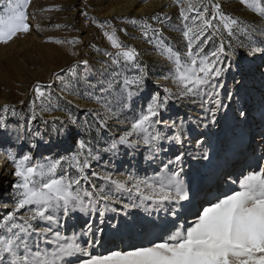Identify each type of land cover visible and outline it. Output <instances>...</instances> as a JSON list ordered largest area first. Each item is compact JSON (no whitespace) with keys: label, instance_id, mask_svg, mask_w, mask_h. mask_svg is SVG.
Here are the masks:
<instances>
[{"label":"snow or ice","instance_id":"6c2138e0","mask_svg":"<svg viewBox=\"0 0 264 264\" xmlns=\"http://www.w3.org/2000/svg\"><path fill=\"white\" fill-rule=\"evenodd\" d=\"M240 2L264 17V0ZM29 3L30 0H18L15 6L9 4L8 14H0V43L7 44L18 34L30 31L25 11ZM211 7V19H206L209 11L207 6H203V11H200L192 0H187L186 6L181 3L180 17L184 21L190 18L187 13L194 10L197 15L193 23L200 21L196 28L184 24L182 34L187 41V51L183 54L166 42L163 29L153 28L148 18H132L129 21L133 25H141L143 38L169 62L170 67L163 79L171 80L176 85V91L165 87L163 94L159 91L150 92L146 102L141 103L130 118L126 117L129 126L102 149L91 147L90 140L76 139L82 126L71 115L67 116L66 121L58 116L51 117L52 127L49 128L50 121L44 119L42 112L55 108L42 107L37 111L33 101L27 120L12 127L8 113L10 108L13 117L17 112L14 106H3L0 114V142L8 143L9 147L0 155H4L11 165L9 174L15 179L9 181V189L6 190V195L11 197V204L0 203V209H11L6 214L0 212V264H264V166H259L258 171L241 173L238 178L229 176L223 190L210 191L199 200L183 178L184 159L191 154L185 151H178L167 162L160 161L162 166L152 177L141 178L133 173H120L117 176L112 171L95 170L91 171V175L88 174L93 162H101V152L115 156L121 147L131 150L142 144L149 149L144 156L145 161L156 162L160 153L167 151L162 142L182 148L185 143L184 118H164V113L169 111V104L174 100L182 102L189 97L199 96L205 87L208 89L204 92L207 100L202 98V115L192 120V123L217 122L218 111L226 105L220 99L223 83L213 81H218L231 67V60L236 53L234 50L226 51L223 37L220 45L210 54L201 55V45L221 32L220 25L229 37H233L237 30L245 32L246 29L240 27L243 21L222 12L219 3H213ZM83 15L88 14L84 12ZM150 19L164 24L168 17L157 13ZM216 19L219 20L218 25L212 23ZM92 22L96 23L94 18ZM98 27L103 30L112 48L116 49L115 53L105 52L111 58L112 70L110 74L102 73L106 78L98 81L104 85L99 90L100 94L90 93L94 102L103 109V115L99 110L88 111L95 115L98 128L104 130L108 127V119L117 118V122L122 123L118 119L119 115L124 109L131 110L134 100L147 90L149 73L147 65L139 59L138 50L123 44L110 22L100 23ZM109 28L111 31L106 30ZM209 29L213 30L211 35L202 40ZM120 31L126 33L125 29ZM54 42L80 43L78 38L67 41L55 39ZM228 48H232L231 43ZM96 51L100 49L96 48ZM249 51L251 54L264 55V41L261 46L250 47ZM72 55L78 53L73 51ZM226 59L227 67L224 66ZM80 65L88 68L89 61L79 60L72 65L69 71L73 77H78ZM132 70H135L134 73L129 75ZM67 87L65 85L62 93ZM89 87L95 89L96 85L89 83ZM33 91L36 99L45 97L41 85L37 84ZM107 93H114L113 98L109 99L105 95ZM227 98L231 100L232 95L229 94ZM239 115L245 117L246 113L240 111ZM38 118L45 126L43 131L34 130L33 122ZM67 125L75 127L77 132L73 133ZM204 126L207 127V123ZM60 137H71L76 150L69 155L34 157L33 152L41 144L47 145L49 150L58 147L56 141ZM203 143L202 140L196 141L197 146ZM260 143L264 144V134L260 136ZM202 158L208 159L207 149L202 153ZM109 163L111 161L105 162L104 167ZM69 169H75L77 174L73 175ZM93 177L104 181L107 188L97 187L92 182ZM84 184H91L93 191L84 188ZM120 192H134L140 197V203L123 202L116 196ZM148 201L157 207L173 205L168 211L175 219L170 222V227H166L163 235L146 244L130 246L128 250L92 254L90 249L101 244L97 233L103 229L94 230L92 224L86 222L77 232L74 226L66 223L76 212L84 216L99 213L100 222L103 223L106 212L118 211L113 205H122L119 211H123L125 216L130 209L139 207H143L150 215V205L146 204ZM180 208H184L187 213L183 218L179 216ZM22 209L25 210L24 214H19ZM118 223H112L111 226L116 228ZM68 227H71L70 235L66 234ZM82 237L86 239L82 241Z\"/></svg>","mask_w":264,"mask_h":264},{"label":"rangeland","instance_id":"374dc122","mask_svg":"<svg viewBox=\"0 0 264 264\" xmlns=\"http://www.w3.org/2000/svg\"><path fill=\"white\" fill-rule=\"evenodd\" d=\"M17 2L18 0H0V14H8L9 4L15 6ZM181 3L186 6L187 0H30L25 10L27 22L31 26L30 31L18 34L7 44L0 43V114L5 104L14 106L17 115L13 117L10 108L8 120L10 125L15 127L24 123L31 115L32 103L35 101L37 111H40L42 107L56 109L42 112L44 119L50 121L49 128L52 127L51 117L58 116L66 121L67 116L71 115L76 119L77 124L82 126L79 129V135L76 136L77 140L83 139L86 142L90 140L92 142L90 146L96 149L107 146L114 136L118 137L129 126L126 117L130 118L139 105L146 102L150 92L159 91L163 94L165 87L176 91V85L171 80L163 79L170 67L169 62L143 38L140 31L141 25H133L129 21L132 18L137 20L148 18V23L153 28L163 29V36L167 38L166 42L183 54L187 51V41L182 34L185 30L184 24L187 23L189 27L196 28L200 21L193 23V18L197 15L195 10L188 12L190 18L184 21L180 17ZM192 3L200 11H203V6L208 7L206 19H211L213 11L211 5L219 3L222 12L244 22L240 27L245 28V32L237 30L233 37H229L220 25L221 32L201 45L203 48L201 55L210 54L220 45L221 37H223L226 51L234 50L236 53L235 58L231 60V67L218 81H213L223 83L220 99L226 107H221L218 111L215 124L207 121L197 124L192 123V120L202 115L200 105L202 98L207 100L204 92L208 89L205 87L199 96L189 97L182 102L174 100L169 104V111L164 113V118L169 116L184 118L185 143L182 148L175 144L170 145L166 141L162 142L167 151L161 152L156 162L145 161L144 156L148 154L149 149L142 144L137 149L131 150L121 147L115 156L101 152V162H93L92 168L88 170L89 175L92 170H95L112 171L117 176L120 173H133L141 178L152 177L162 166L160 161L167 162L178 151H185L191 154L185 156L183 178L190 191H194L199 200L205 198L209 191L220 190L219 182L224 189L225 178L233 169L237 170L234 178L245 173L244 169L240 170L242 168L240 165L243 160L245 162L242 165L248 164L247 161L251 160L255 151H262L264 154L262 148L264 144L259 141L261 134H264V55L251 54L249 51L250 47L261 46V42L264 41V17L248 9L240 0H192ZM84 12L91 15L96 23L86 27L83 24ZM157 13H163L168 17L164 24L150 19ZM105 21L115 27L123 44L134 46L138 50L139 59L147 65L149 76L147 90L134 100L131 110L124 109L119 115L118 119L122 123H118L117 118H111L107 120L108 127L100 130L96 124L95 115L88 110H99L103 115V109L94 102L90 93L100 94L99 90L104 85L99 84L98 81L106 78V75L102 73L110 74L112 70L111 58L105 55V52L115 53L116 51L104 37L103 30L98 27V24ZM212 23L218 25L219 20H213ZM56 25L60 27L57 28ZM120 29H125L126 33ZM106 30L111 31L110 28ZM212 31L209 29L201 39H206ZM73 38H78L80 43L72 45L54 42L55 39L67 41ZM229 43L232 45L231 49L228 48ZM96 48L100 51L97 52ZM73 51L78 55H72ZM84 59L89 61L88 68L80 65L78 77H73L69 69L77 61ZM227 65L226 59L224 66L227 67ZM134 71H130L129 75H132ZM89 83L95 84L96 88H90ZM37 84L42 86L45 92L44 98L36 99L33 89ZM48 85L51 87H47ZM65 85L68 87L62 93L61 90L65 88ZM229 94L232 95L231 100L227 98ZM105 95L112 99L114 93ZM240 111H244L246 116L241 117ZM204 123H207V127ZM89 125H91L90 128ZM33 127L34 130L43 131L45 126L38 118L33 122ZM67 127L72 129L73 133L77 132L72 125ZM260 129L262 130L259 132ZM164 131H167L169 135L172 134L169 130ZM197 140H202L204 143L197 146ZM56 143L58 147H53L51 150L47 145L41 144L33 152L34 157L69 155L76 150L71 137H60ZM7 147H9L8 143L0 142V152ZM205 149L208 152L207 160L202 158ZM109 161L111 163L104 167L105 162ZM238 161L239 163L234 166L233 162ZM260 164L264 166V159H261ZM258 166L259 164L248 167L246 173L258 170ZM10 169L11 165L7 163L4 155H0V203L11 204V197L6 195V190L9 189V181L14 180L15 177L9 174ZM69 171L73 175L77 174L75 169H69ZM92 182L97 187L107 188L105 182L96 177L92 178ZM84 188L93 191L91 184H84ZM116 196L125 203L131 201L140 203V197L134 192H120L116 193ZM146 204L150 205V215L143 207H139L130 209L125 216L123 211H119L122 205H113L118 211L106 212L103 223L100 222L99 213L84 216L79 212L74 213L66 223L68 226H74L77 232L86 222L91 223L94 230L103 229L102 232L97 233L101 244L90 249L92 254H107L111 250H128L130 246L146 244L163 235L166 227H170V222L175 219L168 211L174 207L173 205L165 204L157 207L150 201ZM10 210V208L0 209V212L6 214ZM24 211L22 209L19 214H24ZM185 215L187 213L184 208H180L179 216L183 218ZM117 221H119L118 226L113 228L112 223ZM158 230L162 232L161 235H155L159 232ZM66 234H71V227L67 228ZM81 239L83 241L86 238Z\"/></svg>","mask_w":264,"mask_h":264},{"label":"bare ground","instance_id":"6f19581e","mask_svg":"<svg viewBox=\"0 0 264 264\" xmlns=\"http://www.w3.org/2000/svg\"><path fill=\"white\" fill-rule=\"evenodd\" d=\"M156 6V5H155ZM152 10V9H151ZM124 14V13H123ZM262 129H260L259 130V132L261 131ZM260 141V140H259ZM262 148L264 149V146L262 145ZM261 150V149H260ZM261 159H264V154L262 153V151L261 152H254L253 153V155H252V158H251V160H249V161H247L248 162V164L247 163H245L244 165H242L244 162H245V160H243V162H242V164L240 165L242 168L240 169V170H242L243 171V169H244V171H245V173H246V171H247V169H248V167H253L254 165L256 166V165H258L259 164V166H261V164H260V161H261ZM234 163V166L235 165H237L238 163H239V161L238 162H233ZM247 165V166H246ZM259 166H258V170H259ZM231 167H233V166H231ZM233 169V168H232ZM257 170V171H258ZM236 169H233V171L229 174V175H227L226 176V178H225V181H227L228 180V177L229 176H231L232 178H234L235 177V175H236ZM239 171V170H238ZM215 177H217L216 175H215ZM214 177V178H215ZM218 187H219V189L220 190H223V188H222V186H221V184H220V182H219V184H218ZM210 192V191H209ZM159 231V230H158ZM162 233V232H161ZM161 233H160V231L159 232H156V234L155 235H161Z\"/></svg>","mask_w":264,"mask_h":264},{"label":"built area","instance_id":"2783aa9c","mask_svg":"<svg viewBox=\"0 0 264 264\" xmlns=\"http://www.w3.org/2000/svg\"><path fill=\"white\" fill-rule=\"evenodd\" d=\"M92 19H93V17L91 15L84 16V18H83V24L86 27L90 26L93 23L92 22Z\"/></svg>","mask_w":264,"mask_h":264}]
</instances>
